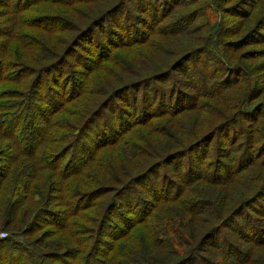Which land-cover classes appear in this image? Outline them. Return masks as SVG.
Wrapping results in <instances>:
<instances>
[{"label":"trees","instance_id":"16d2710c","mask_svg":"<svg viewBox=\"0 0 264 264\" xmlns=\"http://www.w3.org/2000/svg\"><path fill=\"white\" fill-rule=\"evenodd\" d=\"M104 1L0 0V227L11 231L0 237V264H257L264 241L248 237L249 225L240 232L234 219L256 211L245 198L261 174L241 182L262 155L259 137L249 132L238 146L239 119L226 113L236 107L223 104L222 77H214L213 93L193 78L181 80L183 60L164 49L186 32L166 34L175 6L140 42L152 55L142 62L144 73L133 68L136 78H101L123 46L103 58L92 52L95 66L80 62L83 38L125 8ZM89 7L94 14L81 16ZM150 7L138 6L142 17H157L159 8ZM80 18L91 22L83 28ZM123 101L134 111L129 125L94 140L103 120L121 125ZM209 101L222 105L210 120ZM146 143L156 145L150 154ZM165 166L172 172L159 178ZM163 183L170 185L161 200ZM224 231L236 234V247L224 248Z\"/></svg>","mask_w":264,"mask_h":264},{"label":"rangeland","instance_id":"374dc122","mask_svg":"<svg viewBox=\"0 0 264 264\" xmlns=\"http://www.w3.org/2000/svg\"><path fill=\"white\" fill-rule=\"evenodd\" d=\"M99 1L95 0L97 3ZM139 1L141 2V0ZM146 1L150 3L151 9L153 5L159 8L157 17L141 16L142 13L138 6ZM136 2L131 0H105L103 2L104 5L110 4L118 7L124 4L125 8L119 12L116 10L110 15H106L99 22L100 27L93 34L83 38L81 48H78L76 52V58L80 60V56V62L95 66L97 62L93 59L92 52H98L103 58V56L113 50V45L123 46L124 49L122 51H114L118 53L110 61V70L105 74L102 73L101 78L112 80L113 77L111 76L114 74L121 76L123 82L136 78V75L131 73L133 68L136 66L135 71L144 73L142 62H147L149 56L152 55L146 47L140 48V42L145 39L149 40L154 36L153 31L158 29L156 26L159 20L164 18L167 12L169 13L175 6L172 15L167 20L173 26L168 28L166 34L178 29H184L186 32L183 35L178 34L177 37L171 36L170 41L167 42V47L164 49L168 50L169 53L176 52L175 56L178 55L176 58L179 57L181 58L180 60H183L182 62L184 63H181L184 64L183 68L186 75L181 77V80L193 78L192 81L194 83H198V86L206 87L209 92L212 91L213 93L216 90L212 87L213 82L217 78L220 79L222 77L223 87H228L225 90L226 93H224L226 95L223 94V104H234L236 107V110L229 109L226 113L230 115V118L237 117L239 119L237 135H240V139L237 142L238 146H244L246 134L249 132L259 137L256 147L262 155L255 160V165L252 167L254 171L252 172L249 169L250 171L244 177L242 176L245 181L241 182L252 183L256 178L254 176L261 174L257 188L252 190L248 197L245 198L253 201L251 206L256 211L254 209H246L234 221L238 224L240 232H246V227L249 225L248 237L258 242L264 241V29H259V24L261 26L264 23H257L261 22L260 19L264 17V0H261L256 7L253 5H256L257 0H145L138 5H136ZM92 9L95 8L82 9L81 16L94 14ZM244 15H247L249 20L244 21ZM93 18L92 21L96 19L95 17ZM80 20L86 22L80 21L79 24H82L83 28H86L91 22L90 20L88 23L87 19L82 18ZM164 22L162 24H168ZM165 29L164 27L161 30ZM69 33H72V31H69ZM249 36L253 37L249 38ZM109 38L111 41L107 40ZM164 62V64H168V62ZM75 64L77 63L75 62ZM68 74L72 77L81 75L71 72H68ZM177 76L176 74L173 75V77ZM215 76L217 78H214ZM101 78L99 75L100 80H102ZM172 83L173 81H169L168 87ZM53 86L54 88H59L58 85ZM185 90L180 86L176 92L182 97V94H185ZM195 94L193 93V101ZM127 96L124 98L127 99ZM240 98H242V103L237 101ZM220 106L222 105H216L214 101H209L205 112L206 119H213V116L216 115L213 109ZM117 107L121 111L118 114L123 117L121 125L108 124L107 120H103L100 123V127L92 134L94 140H104L111 133H118L129 125V115L134 111L131 112V108H128L124 101L118 103ZM125 113L126 115L124 116ZM141 116H145V114L141 113ZM112 130L113 132H111ZM151 131L147 128L142 135L148 137L149 140ZM237 135L234 131V138L237 139ZM154 146L156 145L153 143H146L144 148L146 151L150 148L151 151L148 153L150 154L154 151ZM89 149L91 152L95 149V145L90 144ZM247 161H249V158L244 160L245 163ZM178 163L179 161L175 165ZM186 165L187 160H182L181 169L184 170ZM171 172L170 167L165 166L159 170V178L168 176ZM169 185V183L162 184L160 189V193L162 192L161 200L165 198L164 190ZM236 192L240 194L242 189L239 188L233 195ZM134 198L137 200L135 195ZM235 203L236 201L233 204ZM47 228L45 227L44 230ZM42 231L37 232L35 235H40ZM2 232L11 234L9 229L0 227V234ZM221 241L224 248L226 244H232L236 247V244L239 243L236 234L229 231H224L220 234ZM172 247L175 246L172 245ZM259 250H261V253L258 255L259 261L257 264H264V248ZM246 251V249L243 250V253L246 254ZM217 253L219 254V252ZM212 255L210 253L207 257H212Z\"/></svg>","mask_w":264,"mask_h":264},{"label":"built area","instance_id":"2783aa9c","mask_svg":"<svg viewBox=\"0 0 264 264\" xmlns=\"http://www.w3.org/2000/svg\"><path fill=\"white\" fill-rule=\"evenodd\" d=\"M8 235V233L7 232H2L1 234H0V237H6Z\"/></svg>","mask_w":264,"mask_h":264}]
</instances>
